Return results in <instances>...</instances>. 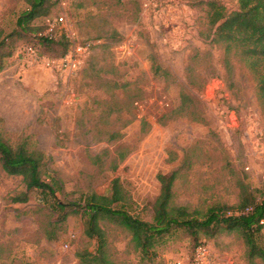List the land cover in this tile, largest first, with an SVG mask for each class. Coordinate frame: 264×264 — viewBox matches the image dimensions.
I'll return each mask as SVG.
<instances>
[{"label": "rangeland", "instance_id": "374dc122", "mask_svg": "<svg viewBox=\"0 0 264 264\" xmlns=\"http://www.w3.org/2000/svg\"><path fill=\"white\" fill-rule=\"evenodd\" d=\"M29 1L0 0L5 35L17 29ZM218 2L228 13L239 9L237 0ZM43 9L48 13L31 22L33 29L55 25L75 44L90 42L91 51L60 71L24 46L35 31L16 38L0 73V133L12 146L44 152V178L62 184L58 201L83 206L91 194L110 195L118 178L128 203L113 208L151 222L159 174L177 171L175 204L204 213L237 205L241 184L264 190L257 83L235 51L226 54L212 42L203 0H45ZM42 50L62 54L59 46ZM183 93L192 100L180 110ZM24 190L22 178L5 175L0 165V264H80L78 252L96 251L82 211L64 219L40 191L28 203H13ZM100 226L112 259L142 264L128 231L108 219ZM199 238L196 244L186 231L173 232L156 261L263 264L249 262L237 233ZM200 243L205 252L196 254Z\"/></svg>", "mask_w": 264, "mask_h": 264}, {"label": "trees", "instance_id": "16d2710c", "mask_svg": "<svg viewBox=\"0 0 264 264\" xmlns=\"http://www.w3.org/2000/svg\"><path fill=\"white\" fill-rule=\"evenodd\" d=\"M237 1L239 9L228 13L218 0H203L208 7L209 27L214 37L212 42L223 44L226 54L235 51L245 62L257 83L258 100L264 106V0ZM44 3L45 0H30L31 8L21 14L17 29L6 35L0 30V73L6 67V60L13 55V41L30 29L36 32L34 42L24 46L35 50L41 58L59 60L70 52L75 42L68 40L69 36L57 26L51 32L47 24L37 29L30 26L33 20L47 15L48 11L43 9ZM190 7L193 8L192 5ZM54 46L62 48L61 55H47L42 50V47L54 49ZM191 100V95L183 93L180 110H184ZM194 111H199L197 104ZM0 165L5 175L21 177L24 183L25 190L12 199L13 203H28L30 193L40 191L54 200V207L64 213V219L68 214L83 212L86 216L84 234L89 239L97 240V248L95 252L87 249L78 252L80 264H119L105 248V233L100 226V221L104 219L128 231L142 264H161L156 261L157 249L177 230L186 231L196 244L201 234L214 237L220 232L237 233L245 244L249 262L257 259L264 264V246L260 243L264 228V190L253 193L247 185L241 184L237 205L219 204L204 213L175 204L173 189L177 171L159 174L160 194L153 205L152 221L149 222L113 208L115 204L128 203L118 178L112 181L110 195L91 194L86 197L83 206L76 202L66 204L58 201L56 194L62 189V184L51 175L49 179L44 178L47 165L44 152L28 148L24 143L12 146L1 133ZM67 209L70 211L67 212ZM200 245L202 243L196 249Z\"/></svg>", "mask_w": 264, "mask_h": 264}, {"label": "built area", "instance_id": "2783aa9c", "mask_svg": "<svg viewBox=\"0 0 264 264\" xmlns=\"http://www.w3.org/2000/svg\"><path fill=\"white\" fill-rule=\"evenodd\" d=\"M63 20L64 19L62 17L59 18L60 22H63ZM49 26H50L49 32H51V30L54 29L55 25H50L49 24ZM91 47H92V44L90 42H86L84 44H75L74 43L72 45V48H71L70 52L62 59L51 60V59H47V58H41L40 56L39 57L42 60H44L45 64L48 67L54 68V69L58 68L61 71L63 67H67L69 65L70 61L72 62V57H74L75 55L85 59L89 55V53L91 51ZM26 48L29 49L34 55H36L38 57V53L35 50H33V49L29 48V47H26ZM66 247H68V245ZM197 252L199 254L205 252V248L203 247V244L200 245L196 249V254H198ZM194 261H196V258L194 259ZM199 261H200V259L198 260V263H199Z\"/></svg>", "mask_w": 264, "mask_h": 264}, {"label": "crops", "instance_id": "0c3cea01", "mask_svg": "<svg viewBox=\"0 0 264 264\" xmlns=\"http://www.w3.org/2000/svg\"><path fill=\"white\" fill-rule=\"evenodd\" d=\"M190 7V6H189ZM14 240H11V242H8V243H12ZM14 245L16 246L17 244L14 242ZM12 246V244H11ZM28 261V260H27Z\"/></svg>", "mask_w": 264, "mask_h": 264}]
</instances>
